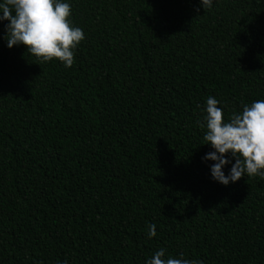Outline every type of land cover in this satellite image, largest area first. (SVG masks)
Masks as SVG:
<instances>
[{
	"label": "trees",
	"instance_id": "1",
	"mask_svg": "<svg viewBox=\"0 0 264 264\" xmlns=\"http://www.w3.org/2000/svg\"><path fill=\"white\" fill-rule=\"evenodd\" d=\"M69 3L67 68L0 22V264H264V178L201 161L207 96L264 99V0Z\"/></svg>",
	"mask_w": 264,
	"mask_h": 264
},
{
	"label": "clouds",
	"instance_id": "2",
	"mask_svg": "<svg viewBox=\"0 0 264 264\" xmlns=\"http://www.w3.org/2000/svg\"><path fill=\"white\" fill-rule=\"evenodd\" d=\"M214 0H198V6L210 9ZM69 0H0V22L3 23L6 47L23 45L27 53L41 62L56 59L67 68L74 63V52L84 40L83 29L74 25ZM214 96L205 100L202 127L204 143L211 148L201 161H212L210 178L221 185L237 181L242 175L264 178V99L245 103L228 119ZM234 161V162H233ZM230 165L225 174L224 167ZM155 225L149 224L148 236H155ZM60 264H67L62 261ZM145 264H202L186 259L181 252L166 255L158 248Z\"/></svg>",
	"mask_w": 264,
	"mask_h": 264
}]
</instances>
